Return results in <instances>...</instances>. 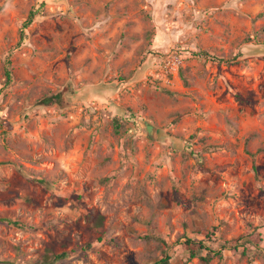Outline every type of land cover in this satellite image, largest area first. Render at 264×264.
Instances as JSON below:
<instances>
[{"label":"rangeland","instance_id":"374dc122","mask_svg":"<svg viewBox=\"0 0 264 264\" xmlns=\"http://www.w3.org/2000/svg\"><path fill=\"white\" fill-rule=\"evenodd\" d=\"M185 238L264 264V0H0V264H204Z\"/></svg>","mask_w":264,"mask_h":264},{"label":"trees","instance_id":"16d2710c","mask_svg":"<svg viewBox=\"0 0 264 264\" xmlns=\"http://www.w3.org/2000/svg\"><path fill=\"white\" fill-rule=\"evenodd\" d=\"M42 7H43V2L38 3L36 6H34L32 9L29 10L26 18L23 20V22L21 23L20 26V30H19V40L17 42V44L19 45L23 40H24V29L29 26L33 20L41 14L42 12ZM196 55L198 56H203V57H208L209 53L207 51L201 50V51H195L194 52ZM212 58H214V56H210ZM216 58V57H215ZM220 59V58H218ZM8 63V61L6 60V64ZM5 75H6V79H5V84H9L10 80H11V71L8 67V65H6V69H5ZM72 89L70 87H65L63 88L62 91L54 93V94H50L47 95L45 97H43L42 99H40V103L44 104V105H51V104H58L59 106H67L70 103V100L68 98V94L72 93L71 92ZM120 124L116 123V127H118ZM92 224L93 227L96 231H102V223H101V219L102 216L101 215H95L94 217H92ZM13 223H17V222H13ZM183 245L188 248L189 250V258L194 257L195 254V250H200V249H205L207 251L205 256H199L200 259L204 262V264H209V261L211 259V254L209 253H215L214 251L210 250V248L206 247L204 245L203 240H194L191 238H185V241L183 242ZM219 254V252H216ZM65 254V252H61L59 254H52L50 256H47V258H45V261H48L49 258H53V260H57L61 257H63V255ZM169 260V256H164L150 264H167ZM46 264H50L45 262Z\"/></svg>","mask_w":264,"mask_h":264}]
</instances>
